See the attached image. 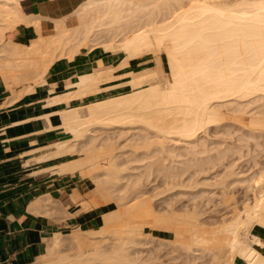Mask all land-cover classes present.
Segmentation results:
<instances>
[{"label":"bare ground","instance_id":"6f19581e","mask_svg":"<svg viewBox=\"0 0 264 264\" xmlns=\"http://www.w3.org/2000/svg\"><path fill=\"white\" fill-rule=\"evenodd\" d=\"M72 13L76 14L74 20L77 23L74 26H68L67 18ZM44 18L46 17L41 14H25L20 6V0H0V77L6 87L18 98L25 92H32L36 84L45 83L44 74L57 59L73 57L79 52H87L97 46L104 48L106 52L122 51L125 58L120 66L132 63L143 54L150 53L157 55L155 58L157 65L151 64L152 66L144 71L133 73V78L127 85L135 88L128 93L90 101L83 105H70L59 111L62 118L61 125L71 132V137L52 144L51 146L57 150L50 152L49 156L51 153L61 155L66 152L74 154L85 151V156H79L78 159L63 165L59 164L61 165L59 170L83 175L86 177L88 187L96 189L97 193L105 198V203L112 198L117 207L111 206V209L103 210L100 215V225L95 229H77L75 233L72 232L73 234L69 235L65 231L55 233L47 246V252L38 256L34 264H162L153 257L155 254L151 248L149 249L152 254L146 248L149 255L153 257L148 256L151 259L145 257L147 254L145 251H141V248L150 247L152 243L150 245L148 243L152 239L150 241L147 239L148 246L146 243L144 246L143 243L139 244L143 241L139 237L155 239V235L171 229L174 231V237L167 240L174 247L180 246L179 249L176 247L178 250H174L173 247L171 250L179 252L182 248L183 252L187 250V254L192 252L186 256L187 259L184 257L187 261L193 256L191 259L199 264H234L235 258L240 257L244 260V264H264V252H262L264 241L251 231L255 229L254 226L257 229H264V168L259 173L256 172L260 174L259 176L254 173L253 176L249 175L250 178H246L256 179L252 182L248 180V184L251 183L246 190L250 191L251 195L244 201L242 210L231 219H224L217 223L218 225L212 226L209 221L202 220L203 212L199 214L200 212L197 211V209L200 210L201 203L197 204L194 201L196 194L205 196L204 190L201 192L196 190L198 193L195 195L191 193L194 198L193 203L199 205L198 208L193 207L196 204H192L190 208L186 206L187 204L181 203L185 205L182 206L183 211L175 213L179 211L176 210L178 207L174 209L179 201L173 203L170 199L164 202L168 204L169 209H173V211L170 210L172 213L168 208L166 211L158 206L159 209L161 208L160 214L153 209L154 203H151L155 195L145 196L148 190L144 185L148 183L143 184L142 177L133 175V171L127 172L128 169L135 170L134 168L137 167L131 165L132 168H130L128 163L133 161L139 150L135 147L137 151L131 153L135 156L129 155L130 162L127 154V156L123 155L126 159L122 161L124 158L122 153H118L122 156L120 157L115 154V146L113 149V146H107L103 142L112 138L110 135L112 129L120 128L124 133L129 129L139 128V131L145 132L143 134L141 131L139 135L142 134L146 138L147 134L152 136L154 133L159 138L176 137L193 144L199 139L201 131H205L212 123L217 124L219 120L222 122L223 117L220 112L223 106L231 109L233 106L231 107L230 104L234 105L235 101L253 97L250 100L263 101V108L264 0H235L232 3L227 0H191L190 3L185 0H81L72 11L66 14L59 17H47L54 22L55 32L50 34L42 32ZM19 23L35 26L38 32V36L29 44L5 39L6 31L13 29ZM163 61L167 62L170 70L171 79L166 82L162 78V68H160ZM112 69L115 70V68ZM110 71H112L110 68H98V71L95 70L92 74L81 76L79 93L98 92L100 90L98 84L112 77L109 76ZM150 79H155L156 82L152 84L149 82ZM248 98L246 100H249ZM260 100L257 102L259 105ZM229 102H231L230 107L227 104ZM246 103L243 102V106ZM251 103L245 106L249 107ZM257 103H254L255 106ZM235 106L234 109H237L238 107L235 108ZM241 110L242 108L239 113L244 112ZM252 119L250 120L254 121L259 129L264 128V116H256ZM257 133L261 135L260 131ZM98 138L102 139V142H97ZM163 144V140L154 142V145L149 143L147 151L143 150L147 154H144L145 159L152 158L153 151L160 145L164 146ZM193 146L195 150L198 147V145ZM142 154L137 153L138 156L134 161L144 162V157L139 156ZM220 155H217L218 161L224 157L221 155V158ZM214 157H208L210 162L213 159L212 164L207 163L208 158L206 160L202 158L206 161H201L202 164H199V159H196L198 162L195 160L194 164L197 163L195 166L201 171L204 166L206 168L218 162L217 159L214 162ZM204 163H207V166H203ZM148 164L149 167L154 165L155 169L162 173V178L163 176L165 179L177 178L166 181L169 184L164 182L167 186L169 185L168 189L166 187L167 190L164 189L165 191L160 193L170 191L178 184V181L184 183L182 177L187 174L188 167L187 169L171 168L157 157ZM180 176H182L181 180H178ZM224 181L222 183H225ZM72 193L73 199L80 195L75 188ZM205 197L210 200L209 196ZM204 202V204L209 203L206 200ZM42 203V200H38L36 205L41 207ZM169 203L170 205L173 203L171 206L175 207L170 208ZM102 204L98 201V205ZM187 207L191 210H187ZM184 208L187 211L184 212ZM109 232H113L114 236L108 235ZM110 238L112 241L116 239L117 242L113 244L107 241ZM137 239L140 241L138 242ZM163 240L166 243V239ZM131 242H133L131 249H134L131 252H136L137 255L142 254V256L145 254L144 258L130 254L128 244ZM134 242L138 244L135 245ZM66 243L75 246L74 253H60L61 247ZM138 245L141 246L135 250ZM156 247L153 248L154 251Z\"/></svg>","mask_w":264,"mask_h":264},{"label":"crops","instance_id":"0c3cea01","mask_svg":"<svg viewBox=\"0 0 264 264\" xmlns=\"http://www.w3.org/2000/svg\"><path fill=\"white\" fill-rule=\"evenodd\" d=\"M20 6L25 14L45 16L42 32L49 34L54 26L49 18L70 12L75 2L20 0ZM37 36L35 26L19 23L6 31L5 39L29 44ZM124 58L122 51L106 52L98 46L73 57L59 58L44 74L45 83L36 84L32 92L20 98L0 77V264H34L38 256L47 252L55 233L99 227L103 207L91 204L93 190L88 188L87 180L79 173L59 170V164L78 159L80 154L51 153L50 157L49 153L57 150L52 144L71 137V132L61 125L59 111L132 91L135 87L127 83L133 73L151 67L154 60L144 55L120 66ZM98 68H110L112 77L98 84V92L80 94L81 76ZM74 188L80 194L75 199L71 195ZM37 199L42 200L41 207L36 205ZM253 233L264 241V229H254ZM234 264H244V260L236 257Z\"/></svg>","mask_w":264,"mask_h":264},{"label":"rangeland","instance_id":"374dc122","mask_svg":"<svg viewBox=\"0 0 264 264\" xmlns=\"http://www.w3.org/2000/svg\"><path fill=\"white\" fill-rule=\"evenodd\" d=\"M80 1L81 0H74V2H75L74 8L77 6V4ZM189 1L191 2V0H189ZM189 1L185 0V2H187V3H190ZM217 1H220V0H217ZM234 1L235 0H229V1L227 0V2H231V3L234 2ZM75 17H76L75 13H72V15L70 14L68 16V18H67V25L68 26L76 25L77 22L74 20ZM54 32H55V28L53 26V28L50 30L49 34L50 33H54ZM159 54L161 56H163L162 53H159ZM144 55H149L150 57H152L154 59L153 62H152V65L153 64L155 66L157 65L156 60H155L157 55H153V54L150 53V54H143L142 56H144ZM163 63H161L162 66H160V68H162V75H163L162 78H164L165 82H166V81L171 79L170 70L168 69L167 62L163 61ZM164 72H165V74H164ZM149 82L153 84L156 81H155V79H150ZM252 98L249 97L248 98L249 100H246V99L245 100H240L239 101L240 103L235 101L238 104H240L239 105L240 107L238 106L237 103H235V102L233 103V101L230 100V101H232V103L234 105L230 104L231 102H229V103H227L228 107H230V105H231V107L233 106V108L226 109L227 106H223L222 107L223 109L221 108V112L220 113H221V116L223 117L222 118L223 120H221L222 122H219L220 121L219 120V121H217L218 125L212 123V125H209V127H207L209 129L206 128L205 131L203 130L204 132L201 131V133L199 135V139L197 140V142H195L193 144L188 142L187 140H184V139H181V138H176V137H172L171 139H164L163 137L159 138V136H157L154 133H152V136H150L151 134H147V138H146L145 136H142V134L139 135L141 133V131H142V130L139 131V128L138 129L137 128H132V129H129V130L125 131L124 133L121 132L122 130L120 128L112 129V130H110V133H111L110 135L112 136V138L110 137L109 140H105V141L103 140V142L105 143V145L107 144V146H109V145H111V147L113 146V149H114V146H115L116 149H114V150L116 151V153L114 151H113V153H115V154H118V153L121 154L122 153V156L123 155H125V156L128 155L127 158H128V161H129V157L130 156H132V157L135 156V154L134 155H132V154L136 153L135 151H137V150L140 151V153H139V151H137L138 154H142L143 153L142 155H139V156L140 157L143 156L144 159H145L144 154H146V153H144V151L145 152L147 151V148L149 147L148 144L152 143V145H154V142L158 143L160 140H163V143H164L163 145L164 146L160 145L157 150H154L153 153H152L153 154L152 158H148L147 159V157H146L147 160L146 159L145 160L142 159L144 162L138 161V160L137 161L135 160L136 161L135 162L134 159L138 156L137 153H136V156L133 159V161L131 160V158H132L131 157L130 158L131 163H128V164H130V168H132V166H137L138 168L136 167L137 168L136 169V168L133 167L135 170L128 169L127 172H129V170H130V172L133 171L132 172L133 175L137 174V175L142 177L141 179L143 181L141 179L140 180L143 182V184H145V183L147 184L148 183L147 185H144V186H147L146 189L148 190L147 193L149 195L146 193L147 195H145V196L152 197L151 195H155V198H153V199L150 198V197L149 198L152 199L151 203H154V207H153V204H151L153 209H156V212H160V214H161L160 210H161L162 207L165 210H166V208H168V204L166 202H164V201H167V200H170V199L173 201V203H174V201H176V202L179 201L177 203H179V204H181V203L182 204H187L186 206H189L191 208V205L194 204L193 203V199L194 198L192 197V194L195 195L196 193L201 192V190H204L205 191L204 195L205 196H209L210 200H207L204 195H203L204 197H202V195L196 194L197 197H195L196 200H194V201L197 202V204L201 203V205H200L201 207H199V205H197L196 203H195L196 205L194 204L195 206H193V207H197V208L199 207V209L201 211L196 208L197 211L200 212L199 214H201L203 212V215H201L202 220H204L206 222L209 221V223H211L212 226L213 225H218L217 223H220L224 219H231L232 217H234L237 214V212L242 210L243 205H244V201H246L247 197L248 196L250 197V195H251L250 191L246 190V187L248 185H250L252 180L254 181L256 179V178H252L251 180H249V179H246V178L247 177L250 178V176H249L250 174H251V176H253L254 173H256L257 171L259 173V171L264 168V148H263V146H264V134H263L264 133V128H260L259 129L258 126L255 125L254 121H251V120H253L252 118H256V116L257 117H259V116L263 117L264 116L263 115V113H264V109L263 108L264 107L262 108L263 101L260 100V99H257V100L255 99V101H254V99L250 100ZM258 100H260L259 102H260L261 106L259 105V103H257ZM242 101L244 103L247 102L246 103L247 106L251 102L252 103H251V105L249 107H247V106H245L246 104L243 106V102ZM248 101H249V103H248ZM255 102L257 103L256 106L254 104ZM235 105L238 107L237 109H234ZM236 106H235V108H236ZM241 108H242L241 111H244L243 113H239ZM243 108L245 110L247 109V111L243 110ZM233 109H234V112L232 111ZM251 109H252L253 112L251 111ZM248 112H250L251 115ZM236 113H237V115H236ZM247 113H248V115H246ZM252 114H254V116ZM260 114L263 115V116H261ZM235 118H236L237 122H236ZM225 124H227V125L225 126ZM238 124H240V125H238ZM242 126H243V128H242ZM250 130H251L252 133L250 132ZM256 130L260 131L261 135H259V133H257ZM254 131H255V133H254ZM142 132H143V134L145 133L144 131H142ZM249 133H250V135H249ZM245 135L247 137L249 136V137H253V138H247ZM104 136H106V135L104 134ZM140 136L145 137V138L141 137L142 138L141 139V138H139ZM244 136H245V138H244ZM254 137H255V139H254ZM242 138H244V139H242ZM258 138H260V139H258ZM98 139L99 140L97 142H100L102 140L100 138H98ZM246 140H247V142H246ZM135 141H137L138 143L135 142ZM193 145H198V147H197L198 149L196 148V150H195V146H193ZM201 145H203L202 146L203 149L201 148ZM135 147L137 148V150L135 149ZM228 148H230V149H228ZM260 148H262V149H260ZM131 151H133V152H131ZM222 151L223 152L225 151L224 152L225 154ZM220 152L223 153V154H221ZM76 153H79L80 157H83V156L86 155L85 151L76 152ZM76 153H74V154H76ZM218 153H220L221 155H224V157L222 158L221 155L218 154ZM217 155H220V157L222 158V159L220 158L221 161H218L219 158L217 157ZM122 156H120V157H122ZM210 156L212 158L215 156L214 157V162H216L215 159H217L218 162H216L214 165H208L207 166L206 164L208 162L210 164H212L211 162H213L212 161L213 159H211V162H210V160H209L210 158H208ZM155 157H157V159L162 160L165 165L170 166L171 168L180 169V168L188 167V169L186 168L187 169V171H186L187 174L186 173H185L186 175L184 174L185 177H182V176L178 177V180L182 177V180H184V183L177 180L178 184L180 182L182 185L181 184H179V185L177 184L178 186L175 185V186H177L176 187L177 189H175V186H174L173 188H171V190L169 189L170 191L162 193L163 191H165L164 189H166V187L168 189L169 185L167 186L166 184H169V182L166 183V181H168V180L170 181V179L174 180V179H177V178H170L169 179V177H168V179H165L164 176H163V178L165 179V181H163L164 179L162 178V173L158 172L155 169L154 165L150 166L151 168L149 167L148 163H150L151 161L155 160ZM202 158H205V160H206V158H208L207 163L203 164V166L206 165L207 167L205 168V166H204L203 167L204 169L200 171L198 169V167L196 168V166H195L197 163L194 164V162L197 161L196 159H199V162H200L199 164H202L201 161L202 162H206V161H203L204 159L202 160ZM125 159H126V157H124L122 159V161L123 160L125 161ZM101 160H103V159H101ZM128 161H126V162H128ZM189 165H192V166H189ZM126 166H128L127 163H126ZM148 168H149L150 171L146 170ZM194 170H197V171L194 172ZM148 171H149V173H148ZM236 171H238V172H236ZM258 173L254 174V175H257ZM259 175L260 174H258L257 176H259ZM84 178L86 179V177H84ZM244 178L246 180H244ZM241 179H243V180H241ZM223 180H225L224 181L225 183H222ZM248 180L251 181L249 184H248V182H249ZM197 182H198V184L196 185ZM88 188H91L94 192H96V193L92 192L93 196L91 198L93 203H95L96 206H100V205H98V201H99V202L103 203L101 205L103 207V210H109V209H111V206H116L117 207V205L115 204V201L112 198H110L108 200V202L105 203V198L102 195H100V193L98 194L97 193L98 191L96 189H94L92 187H88ZM174 189H175V191H174ZM196 190H199V191L196 192ZM160 191H162V192L160 193ZM156 192H157V194H155ZM101 196L104 199L103 198L101 199ZM158 196H161V197H158ZM96 199H97V202H96ZM94 200H95V202H94ZM205 200L207 202H209V203L206 202L208 205L204 204ZM93 203H91V204H93ZM164 203H166L167 205L165 204V205L162 206V204H164ZM170 203H169L170 208H174L175 206H171V205H173V203L171 205H170ZM177 203H176L177 206L174 209H176L178 207L176 210H179V211H176V210H174V211H176L175 213H177V212L181 213L180 210L183 211L182 209H183V207L185 205L183 206L181 204L179 206V204H177ZM126 204H124V206H127ZM124 206H122V207H124ZM158 206L161 207V208L159 209ZM164 206H167V207H164ZM179 207H180V209H179ZM193 207H192V210H194ZM107 208H109V209H107ZM157 208L159 209L158 211H157ZM185 208H184V212L186 210ZM188 209L189 208L187 207V210ZM206 209H208V210L205 211ZM168 210H169L170 213H172L171 211H173V209L171 210L169 208H168ZM189 210H191V209H189ZM166 211H164V213H166ZM205 219H207V220H205ZM211 225H209V227H211ZM254 228L257 229L256 226H254ZM251 231L254 232V229H251ZM72 232L75 233L76 229H69V230L65 231V233L67 235L73 234ZM170 232H171V234H170ZM112 233L113 232H109L108 235L114 236V234H112ZM140 237H139V239H141L143 241H141V243L139 242L140 241L139 239H137V241L139 242V244L143 243V245L145 243L147 245L148 241H150L152 239V241L150 243H148L149 245L151 243L153 244V245L151 244L150 247H144L145 245L144 246L142 245L144 248H141L142 249L141 251L142 252L145 251L147 253L146 255L143 253L145 255V257L150 256L149 253L152 254V252H154L155 255L153 254L154 255L153 257L157 258L158 261L161 262L162 264H199V262L193 261L191 259V257L193 258V256L189 257V259H191V260H189V259H188V261L186 260L188 258V257L186 258V256H188L189 254H192V252L191 253L188 252V254H187L186 253L187 250H185L183 252L182 248L179 250V252L172 251L173 248H174V250L177 249V248L178 249L180 248V246H175V247L172 246V243L167 240L168 238H173L174 237V231L172 229L168 230V231H164L160 235H155L154 236V237H156L155 239L153 237H149L150 239L149 238H145V237L144 238L143 237L140 238ZM111 238H113V237H111ZM111 238L107 239V241H109V242L111 241V243H113V244L117 242L116 239H113V241H112ZM145 239H146V241H145ZM147 239H148V241H147ZM156 239L160 240V241L163 240V239H166V243H165L164 240L161 241L160 243H157V242H155V241H157ZM136 243L134 242L135 245L138 244V243L137 244ZM70 244L66 243L65 246H62L61 249H60V253L61 252L62 253H64V252H66V253L67 252L68 253H74L76 248L74 250L75 246L73 247V244H71V245ZM128 246L130 247V248L128 247V249H130L129 252H131V250H134V249H131V247H133V242L128 244ZM140 246L138 245V248H136L135 250H138ZM155 247H156V249L154 251L153 248H155ZM66 248H67V250H66ZM146 248H148L149 253H148V250ZM149 248H151L152 250L149 249ZM144 249H146V250H144ZM141 251L140 252L137 251V252L142 253ZM180 251H182V253H180ZM132 252L130 253L132 256H133V254H135L134 256L137 255L136 252H133V253ZM184 253H185V256H184ZM138 255L142 256V254H138ZM144 255L142 256V258H144ZM178 255L181 256V257H179ZM150 257H148V258H150ZM153 257H151V258H153ZM184 257L186 259H184Z\"/></svg>","mask_w":264,"mask_h":264}]
</instances>
